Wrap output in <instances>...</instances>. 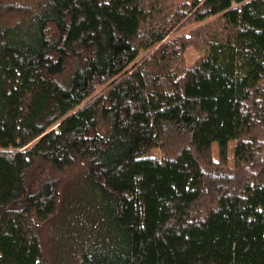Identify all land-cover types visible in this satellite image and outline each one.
Listing matches in <instances>:
<instances>
[{
	"label": "trees",
	"instance_id": "obj_1",
	"mask_svg": "<svg viewBox=\"0 0 264 264\" xmlns=\"http://www.w3.org/2000/svg\"><path fill=\"white\" fill-rule=\"evenodd\" d=\"M0 264H264V0H0Z\"/></svg>",
	"mask_w": 264,
	"mask_h": 264
},
{
	"label": "rangeland",
	"instance_id": "obj_2",
	"mask_svg": "<svg viewBox=\"0 0 264 264\" xmlns=\"http://www.w3.org/2000/svg\"><path fill=\"white\" fill-rule=\"evenodd\" d=\"M36 1L38 0H25V3L28 7L31 6V4L33 5L34 3H36ZM178 3L184 0H176ZM190 29V28H189ZM187 32V31H186ZM185 32V33H186ZM201 55V53L193 48H189L186 53H185V62L187 64L193 63L199 56Z\"/></svg>",
	"mask_w": 264,
	"mask_h": 264
}]
</instances>
